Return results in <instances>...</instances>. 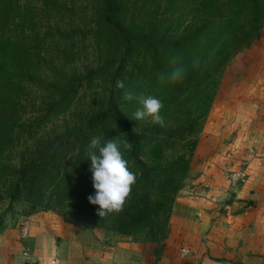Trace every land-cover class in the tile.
I'll return each mask as SVG.
<instances>
[{"label":"trees","instance_id":"obj_1","mask_svg":"<svg viewBox=\"0 0 264 264\" xmlns=\"http://www.w3.org/2000/svg\"><path fill=\"white\" fill-rule=\"evenodd\" d=\"M36 1L35 6L26 0H0V189L7 207L22 200L31 210L161 244L223 71L239 50L259 40L264 0H162L154 6H161L164 18L159 19L156 13L134 17L133 11L127 17L134 0H88L87 24L57 28L58 37L48 19L55 9L71 13L76 1ZM65 1L70 7L62 5ZM23 25L28 32L16 34ZM77 36L92 48L94 61L82 73L66 74L61 61L46 57L53 44L74 50ZM170 52L179 56L184 72L178 80L161 81L159 74L176 66ZM43 76L49 89L25 122L22 86L28 82L37 90L35 83ZM118 80L134 96L159 99L164 125L133 120L136 100L121 112L124 90L116 87ZM86 94L92 107L79 101ZM82 106L83 116L61 130L66 113ZM48 125L56 132L38 136ZM93 137L102 143H132L130 151H121L136 182L123 211L105 219L87 199L95 194L87 156ZM20 141L25 148L18 159L4 160Z\"/></svg>","mask_w":264,"mask_h":264},{"label":"crops","instance_id":"obj_2","mask_svg":"<svg viewBox=\"0 0 264 264\" xmlns=\"http://www.w3.org/2000/svg\"><path fill=\"white\" fill-rule=\"evenodd\" d=\"M260 33L255 44L263 54L259 68L264 78V28ZM241 108L246 111L242 122L264 124V99L248 101ZM262 137L264 132L255 139ZM202 140L193 152L187 180L174 198L158 260L152 257L150 245L46 211L26 217L29 234L21 241L15 227L0 233V264H27L22 249L32 254L31 263L36 264L52 259L58 264H264V146L257 145L249 158L248 149L236 150L234 144L202 148ZM238 160L246 163V177L242 184L230 187L226 179L237 171L232 163ZM231 193L234 198L226 205ZM183 246L193 256L180 261L176 253Z\"/></svg>","mask_w":264,"mask_h":264},{"label":"rangeland","instance_id":"obj_3","mask_svg":"<svg viewBox=\"0 0 264 264\" xmlns=\"http://www.w3.org/2000/svg\"><path fill=\"white\" fill-rule=\"evenodd\" d=\"M26 1L32 3L35 6L38 4V1L36 0ZM75 1L76 3L73 4L71 13L67 14L69 9H55L56 11L54 10L51 13L48 22L50 23V28L54 29L53 33L55 37H58L61 30L66 29L67 31V29H70V25L73 26L70 30H73L76 26L82 28L87 24L86 22L89 19L91 10L89 1ZM160 1L161 3L163 2L162 0H134V5H132L126 12V16H130V11H133V14L137 15H134V17L150 16L151 14L156 13L155 17H157L158 19L161 17L164 18L163 16H161V6H159L158 9H154V6L157 5V3L160 4ZM62 5L70 7V5H67L66 1L65 3H62ZM57 10H59V12ZM153 16L150 17L152 18ZM165 23L167 22H162V24ZM57 28H59L60 31H57ZM16 32V34L28 32L27 26L23 25L22 28H17ZM62 34L64 37V32ZM55 40L56 39L54 38L53 42ZM256 42L252 43L247 48L239 50V52L236 53V55L228 62L227 66L225 67L219 85L216 89L212 106L203 122L202 129L198 135V140H202L203 137L206 141L205 142L204 140H202V148H206L208 146H219V148L221 149L230 144H234V149L236 150L241 149L245 152L247 149L252 150V157H254L255 152L258 149L257 145L258 147L259 145L264 146L263 137L260 139H255V137L261 135V133L264 132V124L260 122L258 125H256V123L241 121V116L246 113V111L244 113L242 112V105H247L248 101H263L264 99L261 96V93L264 91V78H262V71L260 70V68L262 67L260 66V59H262L263 54L260 53V48H257V45L255 44ZM63 50L64 49H62L61 44H53L49 49L46 59L52 60L53 62L57 59L61 61L62 68L64 69L66 74L71 71L82 73L84 71V68L91 65L94 61L92 48L88 46L86 40L82 42V39L79 36L75 38L74 50L70 46L65 47V54L62 53ZM256 50H258V52ZM58 72L59 71H54L53 74H58ZM41 78L43 80H40V83L39 80H37L35 83V85H37V90H34L33 86H31L32 84H29L28 82H26V84L22 86L23 92L21 96V105L22 110H24V116H22V119L25 122L27 121L28 117H34L33 112H37V110L39 109V105H37L38 101L42 100V98L46 95V91L49 89V87L45 85L46 77L43 76ZM91 98L88 96V94H86V97H81L79 101L82 102V105H84V102H87L89 104V102L92 101ZM89 105L92 107L93 104L90 103ZM85 109L86 106H82L78 107L77 111H73L71 113H69L68 111L66 113L65 120L64 116L63 118H61V120H64L63 123L59 124L62 125L61 130L70 129L66 126L71 127V123L73 121H77L83 116ZM54 130H56L55 127L48 125V127H44L39 132L38 136H51L53 132H56ZM249 130H251V135L249 134ZM258 130L260 131L258 132ZM241 134H245L247 135V137ZM27 143H29V140L27 141ZM23 147L25 148V146H22L21 141L15 143L12 149V154L5 156L4 160L13 161L14 159H18V155L22 152L21 150L23 149ZM201 160L202 159L198 160V162H201ZM234 160H236V158H234ZM235 162L232 163V165H235L237 167L235 170H245L246 165H242V163L244 162L243 160H238ZM237 162L240 163L237 164ZM186 180L187 179H185L184 184ZM239 184L242 183L239 182L235 185V187H237V185ZM2 191L3 190L0 189V217H2V221L0 224V233L5 228L15 227L16 229L17 222L22 218L28 217L30 214L46 212L42 211L41 209L31 210L29 208V205L22 200L14 201L9 207H7L8 201L6 200L4 194H1ZM60 218L77 223L70 217L63 216ZM130 239L133 243L152 246V257L156 260L159 259L164 247V241L161 244H153L148 243L144 237L136 236ZM183 247L185 249H188L189 251V254L186 257H181L179 254L180 248ZM183 247H179L176 253V257L180 261H185L192 258L193 256V252L189 248L185 246Z\"/></svg>","mask_w":264,"mask_h":264},{"label":"clouds","instance_id":"obj_4","mask_svg":"<svg viewBox=\"0 0 264 264\" xmlns=\"http://www.w3.org/2000/svg\"><path fill=\"white\" fill-rule=\"evenodd\" d=\"M171 62L176 65L170 72L160 73L159 78L164 80H178L182 77L184 69L178 64L179 56L175 52L169 53ZM116 87L122 89V103L119 105L121 112L125 111V104L136 100L139 107L133 114L135 121L150 120L154 124L164 125V119L160 115L163 107L161 101L151 95L134 96L125 89L123 81H117ZM130 151L132 143L128 140L118 141L110 139L104 143L100 137H93L87 148V156L90 161V171L94 195L87 197L91 205L98 206L96 215L105 219L112 214H119L129 197L132 186L136 182V175L128 168V161L123 152Z\"/></svg>","mask_w":264,"mask_h":264},{"label":"built area","instance_id":"obj_5","mask_svg":"<svg viewBox=\"0 0 264 264\" xmlns=\"http://www.w3.org/2000/svg\"><path fill=\"white\" fill-rule=\"evenodd\" d=\"M252 150L248 149V157L252 158ZM246 165V163H244ZM246 177L245 170H237L235 172H231L228 175L227 182L228 186L232 187L236 183H242ZM17 229V239L18 241H21L28 237L29 234V222L26 218H22L17 222L16 225ZM179 254L181 257H186L189 254L188 249L180 248ZM21 257L23 258L24 262L27 264L32 262V254L27 249L21 250ZM48 264H58L56 260L52 259L48 262Z\"/></svg>","mask_w":264,"mask_h":264},{"label":"water","instance_id":"obj_6","mask_svg":"<svg viewBox=\"0 0 264 264\" xmlns=\"http://www.w3.org/2000/svg\"><path fill=\"white\" fill-rule=\"evenodd\" d=\"M232 198H234V194L231 193L229 196V200L226 202V205H229L231 203ZM31 264H36V263H31Z\"/></svg>","mask_w":264,"mask_h":264}]
</instances>
